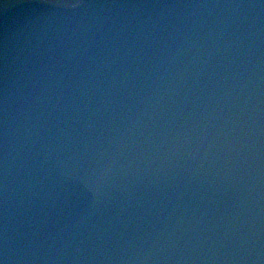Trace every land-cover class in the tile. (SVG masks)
<instances>
[{
  "label": "water",
  "instance_id": "obj_1",
  "mask_svg": "<svg viewBox=\"0 0 264 264\" xmlns=\"http://www.w3.org/2000/svg\"><path fill=\"white\" fill-rule=\"evenodd\" d=\"M0 264H264V0H0Z\"/></svg>",
  "mask_w": 264,
  "mask_h": 264
}]
</instances>
